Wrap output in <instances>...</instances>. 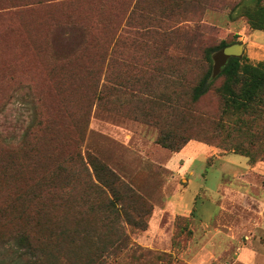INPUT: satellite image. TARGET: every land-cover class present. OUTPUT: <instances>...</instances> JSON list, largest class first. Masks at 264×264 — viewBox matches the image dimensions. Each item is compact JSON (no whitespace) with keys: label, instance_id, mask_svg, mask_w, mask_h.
Wrapping results in <instances>:
<instances>
[{"label":"rangeland","instance_id":"obj_1","mask_svg":"<svg viewBox=\"0 0 264 264\" xmlns=\"http://www.w3.org/2000/svg\"><path fill=\"white\" fill-rule=\"evenodd\" d=\"M257 3L0 0V264L53 261L89 224L82 254L98 264H232L246 235L264 262L259 229L222 250L201 227L235 174L264 162V96L225 102L221 76L194 99L209 48L242 43L264 62V30L243 11ZM78 152L132 192L104 211L111 193L85 187Z\"/></svg>","mask_w":264,"mask_h":264},{"label":"trees","instance_id":"obj_2","mask_svg":"<svg viewBox=\"0 0 264 264\" xmlns=\"http://www.w3.org/2000/svg\"><path fill=\"white\" fill-rule=\"evenodd\" d=\"M243 11L248 16L249 24L252 27L264 30V4H262V0H259V3H257L255 7L244 5ZM68 27L69 31L66 32L69 35L66 37H71L74 35L76 29L74 25ZM226 46H228V44L223 43L221 46L209 48L207 50L209 68L201 78L199 84L194 88V99H198L206 93L219 77L224 76V82L220 91L225 102L229 99L241 100L247 103L262 100L264 96V62L254 64L249 62L246 57H231L225 65H222L220 69L217 70L216 66L219 54L214 56L213 52L218 49H220L221 52ZM86 128L87 123L79 130L78 138H80V140L85 136ZM158 140L172 150H178L180 148V146H174L166 142L162 132L159 134ZM75 166L76 170L83 173L81 177H83L84 182L87 183L85 186L86 188H93V185H96V188L98 187L101 189L98 191L100 194H107L106 189L111 193L112 198L103 204L105 207L104 211H106V209L109 210L112 200L123 201V199L132 192V189L127 187L126 183L123 182L110 167L92 154H88L87 158H85L81 152L76 153ZM6 167H8L7 162ZM95 181H98L99 185ZM132 221L137 224L133 219ZM93 227L94 226L89 224L81 230H75L76 236L74 238L69 237L63 240L64 243L62 244L59 242L57 248H59L60 254H51L52 257L55 256L53 261L47 262V258L45 257V259H38L36 261L31 260L29 264H45V261L47 264H98L100 261L98 260L99 255L86 253L85 256L82 254V246L91 241L89 235H91V229ZM68 233V235H70V231ZM77 237H84L85 240L79 243L76 239ZM119 241L117 242V246L121 243Z\"/></svg>","mask_w":264,"mask_h":264},{"label":"crops","instance_id":"obj_3","mask_svg":"<svg viewBox=\"0 0 264 264\" xmlns=\"http://www.w3.org/2000/svg\"><path fill=\"white\" fill-rule=\"evenodd\" d=\"M243 170L234 176L238 179V183L231 187H223L224 196L220 199V213L217 219L213 223L201 226L204 229L210 226L211 229L206 232L203 243L205 241V243L222 244V250L231 243L234 250L235 242L240 241L239 238L236 240L240 229L250 234L255 229L264 233V162L249 166L245 172ZM246 237L247 235L241 237L244 243L237 247L232 264H255L256 260H259V252L249 248L245 243ZM205 250L216 257L213 251ZM210 254H207V258L211 256ZM261 263L264 264L263 261Z\"/></svg>","mask_w":264,"mask_h":264},{"label":"water","instance_id":"obj_4","mask_svg":"<svg viewBox=\"0 0 264 264\" xmlns=\"http://www.w3.org/2000/svg\"><path fill=\"white\" fill-rule=\"evenodd\" d=\"M243 54L244 45L242 43H233L226 46L218 55L217 70H219L222 65H225L231 57L242 58Z\"/></svg>","mask_w":264,"mask_h":264}]
</instances>
